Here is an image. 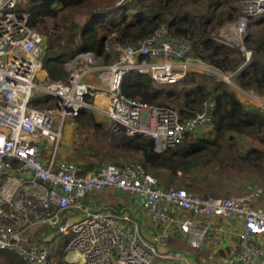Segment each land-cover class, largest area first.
Wrapping results in <instances>:
<instances>
[{
    "label": "built area",
    "instance_id": "built-area-1",
    "mask_svg": "<svg viewBox=\"0 0 264 264\" xmlns=\"http://www.w3.org/2000/svg\"><path fill=\"white\" fill-rule=\"evenodd\" d=\"M25 1L0 0V251H12L27 264H56L59 241L69 262L157 264L160 246L168 245L175 229L188 247L200 250L224 231L214 225L215 219L235 218L241 222L233 232L236 245L220 264H262L264 209L254 204L261 190L222 197L166 187L142 163H107L97 173H81L77 163L61 158L60 152L66 119L87 110L105 115L113 132L151 138L157 152L174 149L189 135L213 127L209 99L194 116L183 119L172 106L126 95L125 76L139 71L165 85L200 72L240 91L238 71L226 72L195 55L191 39L172 35L161 24L136 44L116 37L114 61L99 65L94 51H83L65 62L68 80L47 81L40 74L46 39L30 25ZM238 1L241 11L232 30L240 33L238 44L248 62L253 51L244 45V36L251 19L264 16V0ZM74 62L80 67L75 69ZM243 96L264 113V95L249 90ZM44 97L49 98L44 104L34 103ZM110 189L142 198L144 210L161 225L154 238L145 235L129 211H101L86 204L88 194Z\"/></svg>",
    "mask_w": 264,
    "mask_h": 264
},
{
    "label": "trees",
    "instance_id": "trees-1",
    "mask_svg": "<svg viewBox=\"0 0 264 264\" xmlns=\"http://www.w3.org/2000/svg\"><path fill=\"white\" fill-rule=\"evenodd\" d=\"M89 1L28 0L25 10L30 14V25L38 29L46 23V19L58 18L62 10ZM189 1L199 2V0H133L132 4L119 6L115 10L96 11L95 9L83 26L76 24L69 26L72 28L70 40L75 39L76 41L79 37V42L73 44L69 40L71 44L68 43L66 47L54 38L46 40L43 69L48 73L50 81H66L69 74L65 70V62L83 51L104 54V41L112 32H118L119 42L136 44L139 39L151 35L161 24H165L170 34L183 35L192 40L195 55L201 56L226 72L238 71L236 79L244 88L264 95V61L259 57V54L264 53V27L260 29V36L257 39L253 34L247 35L245 41L251 45L248 48L252 49L253 57L246 62V57L239 48H232L225 43L217 42L211 36V32L219 24L239 14L240 8L234 4L236 0H204L203 8L201 7L202 9L197 13L188 10ZM130 9L135 12L128 13ZM263 23L264 16L251 21L248 28L250 25ZM235 54H238L239 58L234 57ZM108 56H106L107 59ZM116 57L117 54L112 61ZM191 74L200 75L202 80L195 81L194 77L187 76L176 84L159 85L150 75L132 71L125 76L122 89L126 95L149 104L158 103L170 106L167 101H175L176 104L172 107L179 111L183 119L194 116L208 97L213 115L211 138L197 137L195 141L185 142L178 148L162 153L155 150V144L151 138L127 135L123 131L120 134L111 133V136L106 138L109 142V149L89 145L87 144L88 138H86L82 145L83 148L78 149L76 153L79 171L97 173L102 166L107 164V159L115 157L116 152L120 154L140 153L141 163L150 172H152L151 169L162 167L170 169L173 174L180 168L190 171V168L199 162L198 154L203 153L209 146L220 147L221 140H230V137L234 136L232 134L252 135L264 130V113L255 106L245 103L226 86L224 81H216L210 86L207 81L209 74L200 72ZM48 99V97L35 98L34 103L44 104ZM74 120L77 130L81 132L88 131L89 128L102 130L104 127L95 115L85 111L80 112ZM260 141L264 144V135L260 137ZM253 155H255L253 160L256 162L261 155L264 156V151L253 147L249 149L247 158ZM217 180L211 179V183L206 187L198 185L196 181H191L184 186L193 192L220 195L225 189H221L222 183ZM170 181H166L167 184L163 185L168 187ZM56 251L58 254L56 264H83L66 260V253L62 247ZM182 251L169 250L174 256L186 255V251L185 253Z\"/></svg>",
    "mask_w": 264,
    "mask_h": 264
},
{
    "label": "rangeland",
    "instance_id": "rangeland-1",
    "mask_svg": "<svg viewBox=\"0 0 264 264\" xmlns=\"http://www.w3.org/2000/svg\"><path fill=\"white\" fill-rule=\"evenodd\" d=\"M121 1L122 0H90L87 3L62 10L58 18L46 19V23L42 24V26L38 28L37 30L40 31L42 34H44L46 40L50 38H54L58 42H61L63 46L67 47L68 43H70L71 41L70 36H72V32H71L72 28H69L70 25L76 24V25L83 26L84 23L92 16L93 10L95 9L96 11L115 10L119 6L132 4L133 0H126V1H123L122 3ZM189 2L190 3L187 5V7H188V10L191 11L192 13H197L199 10L203 8L202 6H204L203 4L204 0H199V2L198 1L197 2L189 1ZM27 4H28V0L24 2L23 6L27 8ZM234 4L237 7H239L241 11L240 2L236 0ZM123 12H126V11L123 10ZM127 12L132 13V12H135V10L130 9ZM239 14L235 15L236 17H234L233 19H228L224 21L223 23L219 24L211 32V36L217 42L225 43L232 48L240 49L238 40H235V38L232 37L234 36V33L232 31L235 25L234 22L238 18ZM259 18L260 17H254L251 19V21L252 22L256 21ZM262 27H264V23L261 25L253 24V25H250L249 28H247V33H246V36H244V40H243L244 45L247 47V49H250L248 48L250 44L245 41L246 37H248L249 34H253L255 39L259 38L260 29ZM237 34L240 35L239 33ZM116 37H119V35L117 31H114L110 34V36L107 37V39H105L104 46H108V49L104 48V54L102 55H99L96 53V64H99V65L107 64L111 62L113 58H115L117 54L114 48L115 43H116V40H115ZM76 39H77L76 41L74 39L71 42L73 44L79 42L80 38L77 37ZM69 50L70 49L68 48V51ZM107 55H109L108 59L106 57ZM234 57L239 58V55L235 54ZM259 57L264 61V53L259 54ZM74 58L75 57L69 59L68 61ZM80 65L81 64L78 62H74L73 67L77 69L78 67H80ZM64 67H65V64H64ZM65 70L68 72V74H70L69 69L65 68ZM47 74L46 73H44V75L41 74L42 75L41 78L44 77V80L48 81L49 78ZM187 76L194 77L195 81L200 82L202 80V77L198 74L194 75L190 73ZM44 80H41L40 82H44ZM207 81L209 85L212 86L214 82L221 81V80L219 79L218 76L210 75L209 78H207ZM235 82L240 88H242L240 91L237 90L236 87H231V86H228L227 84L226 86L229 89H231L238 97L241 98V95L246 94V91H249V89L244 88L237 79ZM89 100L93 101L94 98L91 97L89 98ZM167 103H169L170 106H175L176 104L175 101H171V100H168ZM155 105H159V104L155 103ZM249 105L253 106L252 104H249ZM85 112L95 115L98 121L103 123L104 127L102 130H92L89 128L88 131L84 130L83 132H81L77 130L76 128V121L74 120V118L68 117L64 125V130H63L64 136L60 144L61 158L63 159L77 163L76 153L78 149L83 148L82 145L86 138H88L87 144L89 145H92L95 147H104V148L109 149V142L108 140H106V138L108 136H111L110 135L111 133H114V134L121 133V132L112 131L111 129L112 121H110L101 112L97 110H87ZM211 129L212 127L202 132L191 134L188 136L185 142L195 141L197 137L211 138L212 137ZM232 135H231L232 137H230V140H221L222 143L220 147L209 146V148L206 149L203 153L198 154L199 162H197L193 167H191L190 171L188 170L185 171L182 168H180L177 172L173 174V172L170 169L165 170V167H162L159 169H151V171L160 178L162 184L164 185L167 184L166 181L172 180L168 184V187L170 186L185 187L184 185L187 183H190L191 181H196L198 185L200 186L202 185L203 187H206L209 183H211V179H215V180L218 179L217 181L222 183L221 189L223 190L225 189V191H222L220 195L218 194L217 195L209 194V195L230 197V196H234L237 194L246 193V191H244V186L248 185L247 181H251V180L253 181L254 178L258 180L259 179L264 180V156L261 155L260 159H256V162L253 160V157L255 155L247 158V153L249 149L253 147L259 148L264 151V144L260 141V137L264 135V130L260 132L257 131L252 135H247V134H244V135L232 134ZM50 148L51 149L54 148V143L50 144ZM115 154H116L115 157L112 159H107L106 163L137 164V163L142 162V155L140 153H128L127 152L125 154H122V153L120 154L119 152H116ZM259 187L263 188L262 186H259ZM199 193L204 194L206 192H199ZM119 197L123 201L125 200L128 203H136V200L138 198V196L134 194H130V193L121 194L119 195ZM142 218L145 220L146 224H149L152 228L153 227L156 228V231H150L154 233L148 236L149 239L154 238V236L157 234V231L161 227V225L157 223L154 216L148 212L147 213L144 212V214L142 215ZM75 219L76 218L73 219L72 217V220H75ZM51 234L52 236L55 235L56 238L58 239L59 234H56L55 232H52ZM56 245L58 247L57 249H60L62 247V246H58L59 241L56 243ZM214 248L215 247L211 246V243L208 242V244L206 243L202 249L193 250L190 247H188L183 240L175 238L173 234L167 246H160V250H159L160 254L156 255L155 261L157 264H220L222 262L220 261V263H218L219 260L215 258ZM171 249L178 250V251L183 250L182 252L184 253L186 251V253H189L190 255L192 254L196 255L198 257V262L195 263V260L194 261L190 260L188 258V255H187L188 260L187 258L186 259L182 258L181 260L175 257L173 254H171L172 252H169V250ZM56 250L53 255V259L55 262L57 261V255H58L56 254L57 253ZM10 252L12 251H0V253H5V254L10 253ZM167 254L169 255L168 257L163 256ZM65 259H66V256H65Z\"/></svg>",
    "mask_w": 264,
    "mask_h": 264
},
{
    "label": "crops",
    "instance_id": "crops-1",
    "mask_svg": "<svg viewBox=\"0 0 264 264\" xmlns=\"http://www.w3.org/2000/svg\"><path fill=\"white\" fill-rule=\"evenodd\" d=\"M233 33L234 36L232 37L235 38V40H238L237 39L238 34L235 31H233ZM44 73L47 74V72L44 71L43 69L42 75H44ZM89 80L93 83H96L94 78H91ZM240 99H242L245 103L250 102L248 97L243 95L241 96ZM247 184L248 185L244 186V191H246V193L255 190H261L262 192L261 196L255 201V206L264 209V189H263L264 180L263 179L258 180L254 178L253 181L252 180L247 181ZM259 186H262L263 188ZM121 194H125V192L116 189L92 192L87 195L85 202L93 209L101 210V211H106L109 209H114L118 211L127 210L131 213V215L134 218H136L141 222L145 235L146 236L152 235L154 232H150V231H156V228L155 227L152 228L149 224H146L145 220L142 218V215L144 214V212H146L143 208L142 198L138 196L136 203H128L127 201L125 200L123 201L119 197V195ZM72 217L73 219L79 218V213L77 215H73ZM216 224L222 226L224 228V231L220 235L215 234L211 236L212 238L209 242L211 243V246L215 247L214 248L215 258L219 260L218 263H220V261L223 262L232 255L233 249L237 241V236L234 235L233 232L239 230L241 226V222H239L238 219L235 218L230 220L215 219L214 225ZM173 234L175 238L183 240L185 242L184 235L182 233H179L177 229L174 230ZM259 239L264 246V235L261 236ZM186 255H188L189 259H195V263L198 262V257L196 255L193 254L190 255L189 253H186ZM262 262H263L262 264H264V259ZM0 264H27V263L23 259H21V257H19L16 253L10 252L6 254L0 253Z\"/></svg>",
    "mask_w": 264,
    "mask_h": 264
},
{
    "label": "bare ground",
    "instance_id": "bare-ground-1",
    "mask_svg": "<svg viewBox=\"0 0 264 264\" xmlns=\"http://www.w3.org/2000/svg\"><path fill=\"white\" fill-rule=\"evenodd\" d=\"M238 32V31H237ZM239 33V32H238ZM240 34V33H239ZM40 74H42V73H40Z\"/></svg>",
    "mask_w": 264,
    "mask_h": 264
}]
</instances>
